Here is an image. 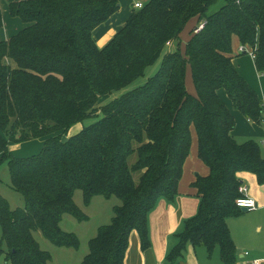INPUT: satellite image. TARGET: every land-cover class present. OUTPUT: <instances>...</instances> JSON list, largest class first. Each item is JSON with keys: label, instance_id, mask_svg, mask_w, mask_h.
Here are the masks:
<instances>
[{"label": "trees", "instance_id": "obj_1", "mask_svg": "<svg viewBox=\"0 0 264 264\" xmlns=\"http://www.w3.org/2000/svg\"><path fill=\"white\" fill-rule=\"evenodd\" d=\"M217 1L149 0L104 48L93 32L120 10L119 0L10 4L11 16L26 27L8 41L0 38V166L8 164L25 207L12 210L0 196L7 245V251L0 247V257L5 254L8 264L52 262L37 232L56 247L79 249L78 237L62 228L65 215L89 219L75 202L77 191L87 207L98 196L121 202L111 224L89 242L81 264H125L133 231L147 250L150 213L159 199L178 196L194 131L210 173L193 184L199 212L184 223L167 261L175 264L192 245L209 255L218 250L222 264H238L228 220L243 214L237 206L239 173H253L263 185L264 157L259 142L236 141L235 116L219 91L227 93L235 111L264 125V103L231 57L238 37L256 49L255 65L264 74V0H227L208 15ZM194 18L204 19L205 26L198 33L195 28L184 45L182 33ZM3 25L0 7V29ZM162 56L160 69L144 85L96 111L102 99L145 77ZM188 70L197 96L186 86ZM94 117L97 122L65 141L75 125ZM43 138V150L31 158L10 151L11 143Z\"/></svg>", "mask_w": 264, "mask_h": 264}, {"label": "crops", "instance_id": "obj_2", "mask_svg": "<svg viewBox=\"0 0 264 264\" xmlns=\"http://www.w3.org/2000/svg\"><path fill=\"white\" fill-rule=\"evenodd\" d=\"M20 1L26 0H0L4 22L3 27L0 29V38L4 41L10 40L26 27L21 19L14 18L10 14V4ZM131 2L132 0H119L120 10L93 32V38L99 48L107 46L114 36L124 28L135 10L134 5L130 8ZM8 16L12 18L9 25L5 23L7 22L6 17ZM193 20H197L196 28L205 23V20L202 18H194ZM19 21L24 26L22 24L18 25ZM188 25L182 33L184 45L191 37L190 34L192 31H190L191 29L188 30ZM241 46L243 45L239 38L234 37L232 42L233 52L231 54L233 63L239 74L256 91L264 103V74L258 72L255 59L249 54L239 53ZM172 47V43L168 44L164 55L169 53ZM245 47L250 50L249 46ZM6 63L15 67L12 60L8 59ZM189 79L192 80L190 70L187 73V80L189 81ZM188 91L192 95L196 92L195 89L193 92L191 84ZM223 91H219V95L227 107L233 112L237 123L232 133L234 138L238 143H244L248 140L259 142L262 146V155L264 157V125H258L246 118L241 112L235 111L232 101L227 93ZM83 127L82 124H77L72 129L73 131L80 132ZM193 139L191 154L184 167V174L179 185L178 196L173 201H169L166 198L159 199L157 206L150 213L149 232L151 246L147 250H143L139 233L133 231L125 264H169L167 258L178 242L177 235L182 231L184 223L194 217L192 215H195L197 204L200 202L198 192L193 188V184L198 176L207 177L210 173L209 168L199 158L198 138L195 131L193 132ZM45 143L46 139L43 138L23 144H15L16 148H13L15 145L11 143L9 148L14 156L23 150V152H20L23 156L15 157L26 159L40 154ZM239 178L247 187L246 195L257 202L258 209L251 212L253 215L248 219L234 221L233 224L230 223L232 220L240 218L245 213L243 212L239 217L228 220V226L237 247L238 264H253L254 262L264 264V184L260 185L257 176L250 172L239 173ZM246 253L248 254L246 255ZM175 264H222V262L220 261L218 250L213 255H209L204 247L194 248L192 245H188L183 257L178 259Z\"/></svg>", "mask_w": 264, "mask_h": 264}, {"label": "rangeland", "instance_id": "obj_3", "mask_svg": "<svg viewBox=\"0 0 264 264\" xmlns=\"http://www.w3.org/2000/svg\"><path fill=\"white\" fill-rule=\"evenodd\" d=\"M137 1H141L143 4H146L149 0H132L130 4V8ZM226 3H227V0H218L215 3V5L210 8L208 15H211L219 11L223 6L226 5ZM6 19H7L6 20L7 22L5 23L9 25L10 22L12 21V18L8 16L6 17ZM18 23H19L18 25L22 24L21 21H19ZM22 26L24 25L22 24ZM196 26H197V20H192L190 21V24L188 25V30L191 29L190 31H193L196 28ZM163 56L154 66H151L147 69L145 73V77L139 78L137 81H135L130 87H128L124 91L114 93L113 95H108L105 98V100L102 99L103 101L101 100L100 103L97 105L96 111H99V109L103 107L105 103L124 94L126 90L133 89L138 86L144 85L148 81V79L154 76L160 69ZM190 84L194 92L195 86L193 84V81L190 79L188 81L186 79L187 88H189ZM194 96H197L196 92ZM98 119L99 117L91 118L87 120L86 122H84L82 125L83 126L92 125L95 122H97ZM77 133L79 132L76 130L73 131V129H71L69 132V135L66 137L64 136L65 141L71 135H75ZM193 142H192V146H193ZM13 148H16V145ZM20 152H23V150ZM20 152L17 153V155L15 156L17 157L23 156L22 153L20 154ZM135 160H136V157L132 158V162H134ZM136 178L138 179L139 176L137 175ZM0 196L8 202L12 210H17L18 208L22 209L25 207V202H24L23 197L19 193L13 190L11 172L9 170L7 163H4L0 166ZM75 202L83 210V212L89 217V219L84 222H79L74 217L70 215H65L63 223H62V228L65 232L73 233L78 237V240L80 242L79 249L76 250V249H70V248H59V247L54 246L50 241H48L42 235L41 232H37L34 234L42 250L47 251L51 254L52 262L50 264H81L85 256L89 253V242L97 236L98 230L100 227L111 224L113 216H114V207L121 204L120 200L116 197H112L111 199H106L103 196H98V197H95L93 201L91 202V204L87 207L83 203V193L81 191L76 192ZM199 206H200V202L197 204V210H196L195 215H192V216H196L198 214ZM252 215L253 214L251 212H245L240 218L234 219L230 223L233 224L234 221L248 219ZM0 247H2L4 251H7V245L3 238V231H2L1 226H0ZM0 264H8L6 262L5 254L0 257Z\"/></svg>", "mask_w": 264, "mask_h": 264}, {"label": "built area", "instance_id": "obj_4", "mask_svg": "<svg viewBox=\"0 0 264 264\" xmlns=\"http://www.w3.org/2000/svg\"><path fill=\"white\" fill-rule=\"evenodd\" d=\"M144 7V4L141 2V1H137L135 4H134V8L135 9H142ZM204 24L199 26L197 29H196V33H198L199 31H201L203 28H204ZM239 53L240 54H249L253 59H255L256 57V49H251L248 50L246 49L245 46H241L240 49H239ZM239 192L242 194V197H240L238 200H237V206L240 208V209H244L246 208L249 212H253L255 210L258 209V204L257 202L254 200V199H251L249 198L246 193H247V187L242 184L240 187H239ZM248 253H246L247 255ZM253 264H257L256 262H254Z\"/></svg>", "mask_w": 264, "mask_h": 264}, {"label": "water", "instance_id": "obj_5", "mask_svg": "<svg viewBox=\"0 0 264 264\" xmlns=\"http://www.w3.org/2000/svg\"><path fill=\"white\" fill-rule=\"evenodd\" d=\"M243 212H248V210L246 208L242 209Z\"/></svg>", "mask_w": 264, "mask_h": 264}]
</instances>
